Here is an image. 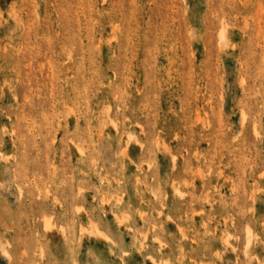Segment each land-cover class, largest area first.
Segmentation results:
<instances>
[{"label":"rangeland","instance_id":"obj_1","mask_svg":"<svg viewBox=\"0 0 264 264\" xmlns=\"http://www.w3.org/2000/svg\"><path fill=\"white\" fill-rule=\"evenodd\" d=\"M0 264H264V0H0Z\"/></svg>","mask_w":264,"mask_h":264}]
</instances>
